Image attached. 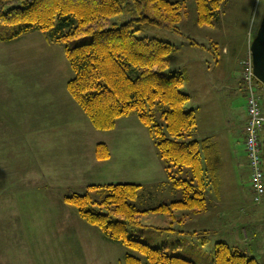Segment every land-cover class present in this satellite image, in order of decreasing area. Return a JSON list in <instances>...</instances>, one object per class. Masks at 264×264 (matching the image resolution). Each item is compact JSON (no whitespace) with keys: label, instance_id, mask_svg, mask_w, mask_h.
I'll return each instance as SVG.
<instances>
[{"label":"rangeland","instance_id":"obj_1","mask_svg":"<svg viewBox=\"0 0 264 264\" xmlns=\"http://www.w3.org/2000/svg\"><path fill=\"white\" fill-rule=\"evenodd\" d=\"M170 1L183 3L179 32L149 28L136 35L174 46L167 71L185 72L183 89L191 94L186 107L199 106L192 138L212 137L223 156L219 197L207 188L205 211L176 210L172 218L147 210L141 225L128 226V233L195 264H214L218 241L246 254L256 244L259 253L254 255L264 264V238L248 226L254 220L248 211L239 213L237 195L244 190L249 196V182L245 176L240 186L225 157L228 131L239 130L244 120L242 61L262 18L264 0H223L212 25L197 23L195 0ZM130 18L121 13L110 23ZM73 76L63 45L48 42L41 31L0 40V247L22 242L21 249L7 252L32 256L37 264H125L126 253L145 262L139 252L107 240L64 196L83 193L91 184L133 182L141 185L134 203L146 210L179 199L181 190L165 177L160 182L163 162L135 114L117 119L115 130L92 126L67 91ZM256 89L260 92L261 86ZM260 104L264 108V97ZM238 137L234 144L241 149ZM98 142L110 146L109 159L95 158ZM180 175L188 178L190 171ZM92 194L97 200L104 195L102 190ZM258 219L263 227L264 214Z\"/></svg>","mask_w":264,"mask_h":264},{"label":"trees","instance_id":"obj_2","mask_svg":"<svg viewBox=\"0 0 264 264\" xmlns=\"http://www.w3.org/2000/svg\"><path fill=\"white\" fill-rule=\"evenodd\" d=\"M197 23L212 25L223 0H195ZM183 3L170 0H0V40L41 31L48 42L61 43L74 76L66 83L72 99L92 126L111 130L120 117L135 114L148 130L163 162L167 181L181 190V197L154 208L140 210L134 201L140 184L117 182L91 184L83 193L72 192L64 201L109 241L131 248L125 264H195L170 255L164 246H152L128 233V226L141 225L147 210L175 217L176 210L207 209L205 190L218 189L219 155L211 138H192L198 121L188 109L191 99L183 86L184 71L168 72L174 46L167 41L139 37L137 31L163 28L179 32ZM126 13L121 24L110 19ZM241 78V77H240ZM259 84V82L257 81ZM245 96V94H244ZM97 160H107L109 146L98 142ZM264 162V139L263 153ZM188 169L190 177L180 174ZM102 190L104 195L94 199ZM214 264H261L225 241L214 244Z\"/></svg>","mask_w":264,"mask_h":264},{"label":"crops","instance_id":"obj_3","mask_svg":"<svg viewBox=\"0 0 264 264\" xmlns=\"http://www.w3.org/2000/svg\"><path fill=\"white\" fill-rule=\"evenodd\" d=\"M258 85L261 86V91L260 92L257 91V92L260 93V95H261L260 98L262 99V97H264V85L260 84V83ZM189 95L191 96V94H189ZM244 100H245V96H244ZM261 107H262V112L264 114V108H263L262 104H261ZM191 108L195 109L196 115H197V121H198L197 112H198L199 106L191 107ZM244 110H245V107H244ZM125 117H128V116L120 117V118H118V120L121 119V118H125ZM245 122H246V114H245V111H244V120H243V122L241 124H239V130L240 131L233 129L232 131L230 130L227 133V137L229 138L230 135H231V139H230V144H229V140H227V139L225 140V157H226L227 162L229 163L228 167H229L234 179L236 180V178L237 179L240 178V180H241L240 186H242V183L244 181H246V180H247V182H249V187H250L249 196H246L243 193L244 190L243 191H239V193L237 195V198L239 200V202H238L239 213L240 214H245L248 211V213L254 218L253 221L249 222L248 226H250L252 228L253 234L255 236L258 233L261 232V234H262V236L264 238V228H263L264 226L260 227V226L257 225V223H261L262 222V221H259L258 217H262V215L264 214V198L259 203H255L253 201L252 188H251V184H250L251 171H250V167H249V164H248V161H247L245 148H244V125H245ZM236 124H238V123H236ZM116 126H117V124H116ZM114 128H116V127H114ZM114 128L112 130H115ZM238 134L240 135V137H238V139L240 138L242 140V144L240 143L241 149L238 148V145L234 144V136L238 135ZM206 137H209V138L212 139V141L215 144V148H216L217 154L219 155V158H220L219 159V163L217 165V172H216V177H217V181H218V189L215 191V194L218 195V197H219V175H220L219 167L223 163V156L220 153L218 144L213 140V138L210 137V136H206ZM261 137H262V141H263V139H264V129L261 132ZM203 138H205V137H203ZM203 138H201V139H203ZM157 156H158V153H157ZM263 169H264V162H263ZM159 170H161L160 164H159ZM162 170H164V169L162 168ZM163 172L164 171H162V173H161L160 182H163V180H164L163 178L164 177L166 178L165 172H164V175H163ZM245 176L247 178L246 180L243 179V177H245ZM166 182H168L167 179H166ZM192 212L193 213H199V212H194V211H192ZM257 221H259V222H257ZM243 230H244V227H243ZM245 234L246 235L248 234L247 231H245ZM21 244H22V242H19L17 245L5 246L4 248L0 247V264H37L36 261H33L34 259L32 258V256L22 257L19 254L20 253L19 251L17 253L14 252L12 255H10L7 252L8 249L11 250V247H16V249H18V250L21 249L22 248ZM250 249L252 251L249 250L248 255H251V256H254L255 258H257L256 255H254V254L259 253L258 245L255 244V245L251 246ZM263 255L264 254H261L262 259H263Z\"/></svg>","mask_w":264,"mask_h":264},{"label":"built area","instance_id":"obj_4","mask_svg":"<svg viewBox=\"0 0 264 264\" xmlns=\"http://www.w3.org/2000/svg\"><path fill=\"white\" fill-rule=\"evenodd\" d=\"M241 79L245 86L244 148L251 171L250 184L255 203L264 198L263 141L261 132L264 129V114L257 92V79L253 72L250 52L242 61Z\"/></svg>","mask_w":264,"mask_h":264},{"label":"water","instance_id":"obj_5","mask_svg":"<svg viewBox=\"0 0 264 264\" xmlns=\"http://www.w3.org/2000/svg\"><path fill=\"white\" fill-rule=\"evenodd\" d=\"M253 72L256 79L264 85V8L262 18L250 43Z\"/></svg>","mask_w":264,"mask_h":264}]
</instances>
